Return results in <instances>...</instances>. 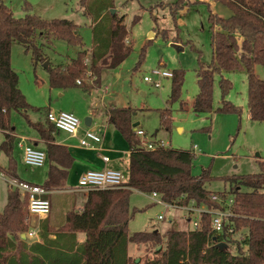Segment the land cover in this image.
I'll use <instances>...</instances> for the list:
<instances>
[{
  "label": "trees",
  "instance_id": "obj_1",
  "mask_svg": "<svg viewBox=\"0 0 264 264\" xmlns=\"http://www.w3.org/2000/svg\"><path fill=\"white\" fill-rule=\"evenodd\" d=\"M86 1L80 0L81 6L86 5ZM184 1L176 0L170 5L157 2L153 6L169 5V13L175 20L177 12L183 9ZM215 1L225 4L231 15L222 18L210 11L208 13L213 55L209 64L199 62L194 111H211L215 73L221 74L222 69L233 70L240 66L247 76L249 117L252 121L264 122V80L254 72L256 65H264V0ZM92 7L93 4L89 5ZM112 7L113 2L107 1L95 11L91 47L87 50L73 21H47L33 14L16 18L0 0V130L4 133L0 150L11 155L15 138L10 113H20L45 145L49 167L42 185L47 189L63 188L67 168L73 159L65 146L55 143L56 129L46 117L45 122L29 118V111L41 113L45 110L47 113L48 109L33 107L26 101L19 88L18 73L11 66V46L18 43L30 52L34 67L48 59L37 43L38 37L48 41L55 38L77 46L76 56L67 64H50L47 67L49 86L88 90L98 84L103 70L116 69L131 51L124 16L111 14L108 9ZM138 20L139 16H136L133 23ZM163 34L167 37L165 31ZM237 35L242 38L240 44L236 40ZM172 41L178 42L176 38ZM86 58L88 63L84 62ZM142 58L143 53L140 55ZM90 77L94 79L91 84L83 80ZM172 77L170 102L179 96L182 72H173ZM77 80H80L79 84ZM219 86L224 95L231 83L221 76ZM220 110L238 111V108L225 102ZM134 112L132 107H113L108 111V123L121 134L129 148L125 187L85 192L82 207L68 210L58 228H50L48 219L40 222L39 242L20 238L19 235L28 227L27 199L19 190L8 188L6 204L0 211V264H264V160L257 161V173L223 178L232 190L215 192L221 204L212 200L213 192L205 187V183L214 178L209 170H203L199 175L192 174L195 154L190 149L169 147L144 151L138 148L132 126ZM160 124L170 130L169 109L160 111ZM2 173L20 179L12 158L8 169ZM241 186L246 189L241 190ZM133 190L147 194L155 191L164 201L177 206L193 201L196 205H206L211 211L226 209L227 196H231V215L225 219L233 226L234 232L228 231L226 223L221 231H214L212 213L205 211L200 215L197 229L183 230L173 222L162 236L159 231L129 233L128 223L135 212L129 210V196ZM53 207L50 201V209ZM241 229L244 237L236 242L233 235ZM78 233L84 234L81 242L77 239ZM130 243L160 246L152 258L136 263L128 253ZM236 243L240 247H235ZM231 245L236 252L229 249Z\"/></svg>",
  "mask_w": 264,
  "mask_h": 264
},
{
  "label": "rangeland",
  "instance_id": "obj_2",
  "mask_svg": "<svg viewBox=\"0 0 264 264\" xmlns=\"http://www.w3.org/2000/svg\"><path fill=\"white\" fill-rule=\"evenodd\" d=\"M1 1L10 8L16 18L33 14L47 21L52 19L73 21L77 25L84 48L91 46L93 16L102 4L112 1L113 7L108 11L111 13V10L115 9L114 14L124 16L123 23L128 33L131 51L116 69L103 71L101 85L91 89L90 93L84 92L79 87L51 88L44 62L34 67L30 52H26L18 43H13L11 46V65L18 73L19 88L31 106L49 108L55 112H72L81 121L79 136L86 128L99 135L103 132L104 151L101 154L110 158L108 167H115L116 170L123 172L126 179H128V145L121 135L106 123V110L113 106L134 108L132 121L138 123L136 127L142 129L148 138L168 142L171 148L190 149L195 154L191 165L192 174L199 175L203 170L208 169L214 178L206 182L205 187L214 195L215 192L228 193L232 190L229 182L223 180L224 177L254 174L259 171L257 161L264 160V122L252 121L249 117L247 76L242 67L233 70L222 69L221 74L215 73L211 111L200 113L194 111V99L198 93L199 62L207 65L213 55L208 10L219 17H228L231 10L225 4L211 1L208 5L206 2L193 3L197 0H189L190 4H185L173 20L168 6L170 2L176 0H87L84 6H81L80 0ZM156 1H162L163 4L169 2V5L150 8V5ZM91 4L94 7L89 8ZM136 16H139V20L133 23ZM163 31L166 32L167 37ZM174 38L182 49L171 45ZM236 38L240 44L242 38L239 35ZM37 41L48 57V66L67 64L79 50L77 46L68 45L63 40L55 38L48 41L44 37H38ZM141 53H143L142 59H140ZM84 62L88 63V58ZM154 70L182 72L178 98L169 101L173 77L161 78L153 73ZM254 72L264 80V65H256ZM144 76L152 77L154 81H159L160 85L156 87L152 82L144 81ZM221 76L231 83L230 89L224 95L219 86ZM83 80L91 84L94 79L90 77ZM225 102L234 105L238 111H221L220 108ZM163 109H169L171 112L170 130L161 127L160 111ZM89 111L94 120L91 126H85L84 115ZM28 114L32 121L45 122V110L41 113L29 111ZM10 121L15 128V140L11 155L0 150V210L6 204L9 188L7 183L9 177L2 172L8 169L11 158L18 176L32 183L43 184L49 166L47 161L42 167H30L23 163L22 149L18 144L19 138L24 137L27 139L26 144H32V140L39 137L20 113L12 111ZM60 134L65 136L62 132ZM3 140L4 133L0 130V144ZM39 143V148L44 149L43 141L40 140ZM84 154L88 158H98L91 150ZM76 180L77 178L73 177L70 181L76 183ZM240 189L246 188L241 186ZM80 191L82 192L73 191V198L81 196L83 199L85 191ZM62 192H67V189ZM62 192L50 198L59 196L62 198L64 195ZM227 197L229 199L230 196ZM48 200L50 202V199ZM56 206L57 203L55 208ZM199 207L207 208L204 204H200ZM129 210L135 211L128 223L129 233L157 230L162 236L171 228L173 222L183 230L192 228L185 210L167 209L162 204L153 202L151 194L133 190L129 196ZM158 215H163L164 220H158ZM39 219L30 216L29 226L32 227ZM28 231L29 229L26 233ZM19 236L24 239L21 234ZM243 237L242 229L233 235L236 242L241 241ZM27 238L29 240L30 236ZM236 244L235 247H238L239 243ZM159 246L130 243L128 253L134 261L138 259V263H143L145 259L154 256ZM235 247L231 245L229 249L236 252Z\"/></svg>",
  "mask_w": 264,
  "mask_h": 264
},
{
  "label": "built area",
  "instance_id": "obj_3",
  "mask_svg": "<svg viewBox=\"0 0 264 264\" xmlns=\"http://www.w3.org/2000/svg\"><path fill=\"white\" fill-rule=\"evenodd\" d=\"M153 73L161 78L172 76V73L169 71L154 70ZM143 79L146 82H152L156 87L160 85L159 81H154L150 76H144ZM76 82L79 84L80 80H77ZM45 117L48 122L54 125L56 130L62 131L70 136L78 137V130L81 127V121L72 112H55L48 110ZM133 133L138 140L137 146L141 150L152 151L158 148L170 147L168 142L148 138L142 129L134 128ZM19 139L18 144L22 149L23 163L30 167H42L47 157L45 151L32 144H26L24 137H20ZM101 140V136L90 128L85 129L82 135L78 137L79 145L88 149H94L95 145L100 143ZM102 159L104 162L109 160L107 156H102ZM126 181L127 179L121 171L108 168L101 170L90 169L79 176L77 189L84 190L85 192L92 190L117 189L125 187ZM7 183L10 189H17L26 197L28 202V215L42 218L49 214L50 205L49 201L45 198V195L50 191L44 185L19 180L13 177H9ZM149 194H151L153 202L162 204L167 209L181 208L182 210H185L186 217L188 218V221L191 222V229H197L199 227L200 215L203 212L208 211L212 213V229L214 231H221L226 223V225L229 226L228 231L231 233L234 232L233 226L227 224V220L225 219V217L231 215L230 206L233 204L231 196L225 202L226 209L211 211L207 208H200L199 205H196L193 201L188 205L177 206L173 203L164 201L160 194L155 191ZM212 200L222 204V201L217 195H213ZM190 216H192V218H190ZM157 219L164 220V216L158 215ZM36 232V229L29 230L27 235L30 237L35 236Z\"/></svg>",
  "mask_w": 264,
  "mask_h": 264
},
{
  "label": "crops",
  "instance_id": "obj_4",
  "mask_svg": "<svg viewBox=\"0 0 264 264\" xmlns=\"http://www.w3.org/2000/svg\"><path fill=\"white\" fill-rule=\"evenodd\" d=\"M211 1H214V3H216L217 1H215V0H197V1H194L193 3H196V2H206V3H208V5H210V2ZM157 2H162V1H156L155 3H157ZM175 2V1H174ZM154 3V4H155ZM167 3H169V2H167ZM170 3H173V2H170ZM213 3V4H214ZM154 4H152V5H150V8H153L154 6ZM188 5V4H190V1L189 0H187V2H185L184 1V5ZM184 7V6H183ZM208 11H210V12H212L210 9L208 10ZM213 13V12H212ZM216 14V13H215ZM217 15V14H216ZM231 15V14H230ZM229 17V16H228ZM222 18H227V17H222ZM219 27H215V29H218ZM174 44H178L179 42H173ZM91 47V46H90ZM90 47H87V48H85V49H87V50H90ZM179 48V47H178ZM48 60V59H47ZM85 61H87V58L85 59ZM49 64V63H48ZM48 64H47V66H45L46 68L48 67ZM12 66V65H11ZM14 69V68H13ZM15 70V69H14ZM105 70H113V69H105ZM104 71V70H103ZM103 71L101 72V75H100V77H99V84H97V85H95V86H93L92 88H90L89 90L90 91H87V90H85V89H83V88H81L84 92H88V93H90L91 92V89L93 90L95 87H99L101 84V78H102V74H103ZM116 76L118 75V73H114ZM113 107H117V106H113ZM113 107H110L109 109H107L106 110V114H105V117H106V123H107V125L108 126H112L114 129H115V127L113 126V125H111L110 123H108V111L111 109V108H113ZM48 110H51V109H49L48 108ZM84 116H86L87 118H89V121L91 122V124H92V122H93V120H94V118H93V116H92V114H91V112L89 111V113H87V114H85ZM137 125H138V123H137ZM91 126V125H90ZM134 128H137V127H133V130H134ZM87 129V128H86ZM14 130H15V128H14ZM116 130V129H115ZM117 131V130H116ZM62 131H58V130H56V133H55V143L56 144H60V145H63V146H65L66 147V149L68 150V152H69V154L71 155V157H72V159H73V161H72V164H71V166L69 167V168H67V170H68V175H67V178H66V180L64 181V183H63V188L62 189H54V188H50V189H48L49 191H50V194L49 195H47V198L48 199H50V201H52V203L54 204V206H55V204L57 203V206H56V208L55 207H53L51 210H50V213L48 214V216H46V217H44V218H40L39 219V221H37L35 224L33 223V226L32 227H30L29 226V224H28V221H29V218H30V216L29 215H27V219H26V223H27V225H28V227H27V230L29 229V230H31V229H36L37 230V232H36V235H35V237H31L29 240H28V235H27V230H26V232H24L25 234H21V237H24V239L23 240H26L27 242H34V241H36V242H39L41 239L39 238V236H38V232H39V224H40V222L42 221V220H45V219H48V226L50 227V228H58L60 225H61V223H62V221H63V219H64V217H65V215H66V213H67V211L68 210H70V209H72V208H75L76 210H79L81 207H82V204H83V202L85 201V193H84V197H83V199L81 198V196L78 198L77 196H75V198H73V196H72V193H74V192H82V191H78V189H77V183H78V178H79V176L82 174V173H84L85 171H87V170H90V169H92V170H101V169H114V170H116L115 169V167H108V163H110L111 162V160H110V158H109V160L107 161V162H104L103 161V159H102V156H106V155H102L101 154V152H103L104 151V149H103V143H104V133L103 132H101V138H102V140H101V142L100 143H98V144H96L95 145V148L94 149H88V148H84V147H82V146H80L79 145V142H78V137H79V135H78V137H75V136H70V135H68V134H66V133H64V132H62V133H64V135L65 136H61V133ZM118 132V131H117ZM119 133V132H118ZM99 134V133H98ZM120 134V133H119ZM13 135H15V134H13ZM67 135V136H66ZM82 135V134H81ZM121 135V134H120ZM122 137V136H121ZM14 138H15V136H14ZM123 138V137H122ZM124 139V138H123ZM20 140V139H19ZM26 141H27V139L25 138V143H26ZM125 141V140H124ZM36 142L38 143V144H36ZM40 142V139H33L32 140V145H34V146H37V147H39V143ZM125 143H126V141H125ZM127 144V143H126ZM42 150H44L45 151V148L44 149H42ZM89 150H91V151H94L95 153H96V155L98 156V158H96V157H94L93 159L92 158H88L84 153L86 152V151H89ZM79 151H81L82 153H79ZM127 153H128V161H129V148L127 149ZM45 153H46V151H45ZM47 156V155H46ZM46 161L47 162H49L48 161V159H47V157H46ZM14 162V161H13ZM49 167V166H48ZM127 168H128V165H127ZM128 171V170H127ZM48 172V171H47ZM2 174H4V173H2ZM5 175V174H4ZM7 177H9V176H7ZM19 177V176H18ZM77 178V180H76V183L75 182H71L70 180H72V178ZM20 178V177H19ZM46 178H47V175H46ZM19 180H23V179H19ZM25 181V180H24ZM45 181H46V179H45ZM44 181V182H45ZM37 184V183H36ZM44 184V183H43ZM8 187H9V185H8ZM67 189V192H62V190H66ZM8 190V189H7ZM72 191V192H71ZM74 191V192H73ZM137 191V190H136ZM59 192H62V193H64V195L62 196V198H64V199H62L61 198V196H59V197H57V198H50V196H54V194H57V193H59ZM0 211H2V210H0ZM53 236V235H52ZM77 239H78V241L79 242H81V241H83L84 240V234L83 233H78L77 234Z\"/></svg>",
  "mask_w": 264,
  "mask_h": 264
},
{
  "label": "water",
  "instance_id": "obj_5",
  "mask_svg": "<svg viewBox=\"0 0 264 264\" xmlns=\"http://www.w3.org/2000/svg\"><path fill=\"white\" fill-rule=\"evenodd\" d=\"M111 13L112 14H114L115 13V9H112L111 10ZM172 46H175V47H179V48H181L182 49V47L181 46H179L178 44H174V43H172L171 44ZM49 63V61L48 60H46L45 62H44V66H47V64ZM83 124L85 125V126H90L91 125V122L89 121V118H87V117H85L84 118V120H83ZM136 125H137V122L136 123H133V127H136ZM154 232H157V230H155ZM138 259H136V262L138 263Z\"/></svg>",
  "mask_w": 264,
  "mask_h": 264
},
{
  "label": "bare ground",
  "instance_id": "obj_6",
  "mask_svg": "<svg viewBox=\"0 0 264 264\" xmlns=\"http://www.w3.org/2000/svg\"><path fill=\"white\" fill-rule=\"evenodd\" d=\"M45 163V162H44ZM44 165V164H43ZM50 194V192L47 194V195H49ZM47 195H45V198L48 200V198H47ZM49 201V200H48ZM27 204H28V202H27ZM49 205H50V202H49ZM49 213H50V211H49ZM48 216V215H47ZM34 217H36V216H34ZM46 217V216H45ZM42 218H44V217H42ZM32 230H34V228L32 229ZM36 235V234H35ZM31 237H34V236H31ZM30 237V238H31Z\"/></svg>",
  "mask_w": 264,
  "mask_h": 264
}]
</instances>
